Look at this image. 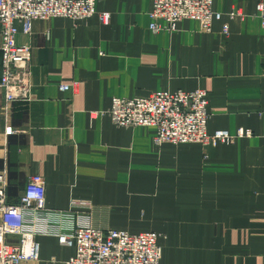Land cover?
I'll return each instance as SVG.
<instances>
[{
  "label": "crops",
  "instance_id": "crops-1",
  "mask_svg": "<svg viewBox=\"0 0 264 264\" xmlns=\"http://www.w3.org/2000/svg\"><path fill=\"white\" fill-rule=\"evenodd\" d=\"M258 2L213 0L221 18L212 32L188 18L174 30L153 32V0H98L96 11L110 12L109 24L97 13L36 20L30 34L19 24L18 44L32 52L33 100L7 104L0 92V172L7 171L8 201L17 202L28 178L39 175L49 209L69 210L73 199H85L94 204L79 210L85 222L159 233L160 264H264ZM233 10L241 14L231 16ZM199 88L209 93L210 133L244 128L253 136L158 146L155 127L118 126L106 113L114 97ZM37 240L39 259L21 264H65L75 252L53 235Z\"/></svg>",
  "mask_w": 264,
  "mask_h": 264
},
{
  "label": "built area",
  "instance_id": "built-area-1",
  "mask_svg": "<svg viewBox=\"0 0 264 264\" xmlns=\"http://www.w3.org/2000/svg\"><path fill=\"white\" fill-rule=\"evenodd\" d=\"M98 0H0V32L2 42V77L0 92L7 104L33 100L32 52L28 45L18 44L19 24L25 34L32 32L33 22L53 17L85 20L97 13ZM257 10L264 26V0ZM99 20L109 24L111 13L98 12ZM240 11L233 10L236 16ZM150 29L158 33L174 30L183 19H197L201 29L212 32L221 13L213 11V0H153ZM229 27L223 28L228 33ZM70 85H62L66 91ZM118 126H153L155 144L201 143L217 145L233 143L240 137H252L251 129L208 131L211 116L209 93L193 91H158L148 96L114 97L106 112ZM13 132L12 127L6 133ZM45 179L30 176L18 201H8L7 171L0 172V264H21L39 259L38 237L53 235L61 244L74 247V254L65 264H160V234L154 231L131 233L126 230L102 229L82 220L80 209L94 208L85 199H73L71 209L52 210L47 207ZM88 212L87 214H89ZM85 214L86 216H88ZM18 236L17 241L9 239Z\"/></svg>",
  "mask_w": 264,
  "mask_h": 264
},
{
  "label": "rangeland",
  "instance_id": "rangeland-1",
  "mask_svg": "<svg viewBox=\"0 0 264 264\" xmlns=\"http://www.w3.org/2000/svg\"><path fill=\"white\" fill-rule=\"evenodd\" d=\"M157 132V131H156ZM155 137H156V134H155V136H154V139H155ZM155 142V141H154Z\"/></svg>",
  "mask_w": 264,
  "mask_h": 264
}]
</instances>
